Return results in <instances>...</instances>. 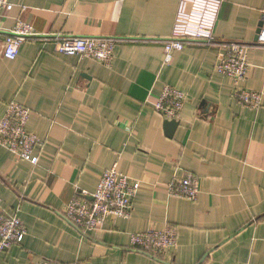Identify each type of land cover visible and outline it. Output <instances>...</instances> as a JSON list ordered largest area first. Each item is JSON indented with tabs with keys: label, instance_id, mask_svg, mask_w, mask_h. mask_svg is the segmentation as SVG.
I'll return each instance as SVG.
<instances>
[{
	"label": "crops",
	"instance_id": "crops-1",
	"mask_svg": "<svg viewBox=\"0 0 264 264\" xmlns=\"http://www.w3.org/2000/svg\"><path fill=\"white\" fill-rule=\"evenodd\" d=\"M0 7V118L14 101L29 110L38 137L32 166L0 147L1 207L26 228L0 264L39 258L71 264H264V47L255 44L264 0H9ZM18 22L38 34L14 60L4 34ZM213 33L215 45L186 43L163 66L166 39ZM117 40L108 67L59 54L54 37ZM247 46L242 86L262 94L257 109L232 97L217 73L222 45ZM184 94L171 132L154 111L164 86ZM138 183L127 219L107 218L81 233L62 212L91 195L104 171ZM198 178L195 202L168 194L174 176ZM174 229L176 245L154 257L130 248L148 229Z\"/></svg>",
	"mask_w": 264,
	"mask_h": 264
},
{
	"label": "built area",
	"instance_id": "built-area-1",
	"mask_svg": "<svg viewBox=\"0 0 264 264\" xmlns=\"http://www.w3.org/2000/svg\"><path fill=\"white\" fill-rule=\"evenodd\" d=\"M0 7L6 11L12 8L9 0H0ZM38 36L33 28L23 22H18L4 34L2 56L14 60L21 45L33 41ZM198 43L206 46L215 45L213 33L205 38L172 37L163 42V66L170 64L172 53L181 51L186 43ZM116 39L109 37H81L75 35L54 37L55 51L69 56H80L91 59L108 67L114 57ZM256 46L264 47V18L257 35ZM223 53L219 55L215 69L218 74L227 77L233 86L232 97L244 108L257 109L261 105L262 94L242 86L250 65L247 59V46L236 42L222 45ZM184 94L178 89L166 85L153 109L165 120L177 121L184 105ZM30 112L24 106L11 101L6 105L5 113L0 118V147L9 151L17 159L26 161L32 166L37 165L38 156L35 149L41 141L26 130ZM168 194L175 198L195 202L199 193L198 178L191 174L174 176L165 185ZM139 188L138 183L117 171V164L104 171L102 177L91 195L92 200L86 201V193H79L67 204L62 212L64 220L77 231L86 233L102 226L109 218L127 219L132 210V199ZM0 198V252L19 244L26 234V228L17 213H8L1 207ZM176 245V233L170 227L162 230L148 229L130 237V248L136 252L154 257L166 255ZM31 264H62L39 258ZM71 264H83L74 262Z\"/></svg>",
	"mask_w": 264,
	"mask_h": 264
},
{
	"label": "water",
	"instance_id": "water-1",
	"mask_svg": "<svg viewBox=\"0 0 264 264\" xmlns=\"http://www.w3.org/2000/svg\"><path fill=\"white\" fill-rule=\"evenodd\" d=\"M258 32H259V30L257 31V33ZM165 125H166L167 130H169V132H171L172 129L178 125V123H177V121H174V120H171V121L166 120Z\"/></svg>",
	"mask_w": 264,
	"mask_h": 264
}]
</instances>
